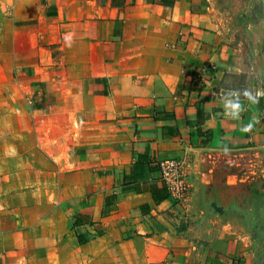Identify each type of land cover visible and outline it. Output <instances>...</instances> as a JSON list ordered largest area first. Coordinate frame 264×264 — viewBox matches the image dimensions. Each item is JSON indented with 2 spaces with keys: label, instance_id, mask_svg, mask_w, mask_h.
I'll return each mask as SVG.
<instances>
[{
  "label": "crops",
  "instance_id": "obj_1",
  "mask_svg": "<svg viewBox=\"0 0 264 264\" xmlns=\"http://www.w3.org/2000/svg\"><path fill=\"white\" fill-rule=\"evenodd\" d=\"M259 2L237 36L216 0H0V264H248L122 181L264 149Z\"/></svg>",
  "mask_w": 264,
  "mask_h": 264
},
{
  "label": "rangeland",
  "instance_id": "obj_2",
  "mask_svg": "<svg viewBox=\"0 0 264 264\" xmlns=\"http://www.w3.org/2000/svg\"><path fill=\"white\" fill-rule=\"evenodd\" d=\"M216 8L224 27L237 36L263 17L259 0H216ZM183 160L187 193L167 202L177 206L176 216L218 225L220 236L238 250V262L264 264V149H200Z\"/></svg>",
  "mask_w": 264,
  "mask_h": 264
},
{
  "label": "trees",
  "instance_id": "obj_3",
  "mask_svg": "<svg viewBox=\"0 0 264 264\" xmlns=\"http://www.w3.org/2000/svg\"><path fill=\"white\" fill-rule=\"evenodd\" d=\"M201 133V129H200ZM149 167L151 171L160 170V162L150 158L147 152H138V159L134 163L131 171L123 176V189L124 191L135 189L138 192L150 191L154 197L156 203H161L168 197H170L169 190L165 183L159 184V179H146V167ZM98 225V223H94Z\"/></svg>",
  "mask_w": 264,
  "mask_h": 264
},
{
  "label": "built area",
  "instance_id": "obj_4",
  "mask_svg": "<svg viewBox=\"0 0 264 264\" xmlns=\"http://www.w3.org/2000/svg\"><path fill=\"white\" fill-rule=\"evenodd\" d=\"M184 160L178 157L168 158L160 162V180L165 183L170 197L183 198L188 190Z\"/></svg>",
  "mask_w": 264,
  "mask_h": 264
},
{
  "label": "clouds",
  "instance_id": "obj_5",
  "mask_svg": "<svg viewBox=\"0 0 264 264\" xmlns=\"http://www.w3.org/2000/svg\"><path fill=\"white\" fill-rule=\"evenodd\" d=\"M234 108H235V109H238V108H239V105H235Z\"/></svg>",
  "mask_w": 264,
  "mask_h": 264
}]
</instances>
